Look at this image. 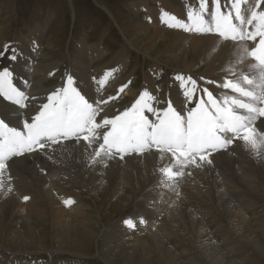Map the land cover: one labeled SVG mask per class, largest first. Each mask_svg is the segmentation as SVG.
Masks as SVG:
<instances>
[{"label": "bare ground", "instance_id": "bare-ground-1", "mask_svg": "<svg viewBox=\"0 0 264 264\" xmlns=\"http://www.w3.org/2000/svg\"><path fill=\"white\" fill-rule=\"evenodd\" d=\"M148 3L150 0H130L129 6L133 13L137 14L139 10L142 12V9L148 8ZM198 6L199 2L196 8ZM190 8H187V5L186 9H183L182 6L178 8L172 4H161L157 8L151 7L145 10L143 19L139 20L129 17L117 18L112 9L110 10L108 6L104 7L109 16L115 20L126 43L137 51L143 49L144 54L153 59L154 63L145 73L143 82L149 81V75L159 72L161 61L158 58L165 53L167 55L164 61L167 65H175L185 76L198 71L203 73L204 77L218 79L228 74L226 70L229 67L235 66L236 45L233 42L221 40L212 34H185L180 29L167 30V26L161 22V14L165 11L185 19V14ZM4 21L0 24L2 25ZM94 23L99 25L96 20ZM94 25H89V28H93ZM46 28V25L38 21L27 34L16 40L17 59L9 67L14 74V84L30 97H37L36 101L30 102V107L43 102L49 92L63 86L67 74H72L89 96L96 95L104 99L117 96L121 85L134 81V72L131 75L122 74L123 68L129 65V56L126 57L125 52L116 53L107 63L93 69V62L104 57L106 52L102 43L103 38L97 42H90L87 40L88 35L81 30L76 40V53L69 58L67 72L58 85L48 87L46 82L60 67V63L55 60L51 62L38 60L48 57V54L42 50L44 46L42 38L46 34ZM51 37L53 38V35ZM248 44L249 47L254 46L252 42ZM47 46L52 48V40ZM122 51H125V48ZM140 52L142 53V50ZM199 59L203 61L201 67H199L201 63L198 64ZM250 63L251 61H246L245 65L237 66V71L243 70L249 75H255V71H249L246 66ZM107 70H113V76L102 90L94 93L93 89L98 88V85L94 83L93 77L99 79ZM197 82L200 88L208 87L211 90L210 86L203 85L201 81ZM177 85L178 82L172 84L167 94L162 91L160 85L158 86V99L165 102L160 106H166V101L170 98L178 109L183 107L182 91L179 93L176 91ZM144 88L148 89V86ZM221 92L224 93V90L221 89ZM135 93L136 91L129 84L123 93H119L115 100L110 101L106 111L113 114L116 110H123L133 101L122 106L120 105L122 98L126 95L134 96ZM28 111L23 110L25 115ZM0 112L7 113L13 125L20 124L21 117L16 112L15 106L8 104L2 98H0ZM257 126L264 131V125H261L260 121L257 122ZM90 151H86L83 142L77 145L75 142L65 141L63 146H54L48 150V154L52 156L51 160L46 155L38 153L25 154L12 159L10 171L14 178L13 191L11 193L0 191V239L3 240L2 244L6 246L5 248L13 251L12 248L16 245L29 249L37 245L35 250L51 248L84 257L90 256L96 237L88 233L89 226L86 220L90 217L86 216L87 207L85 208L79 196L73 197L68 191V183L72 182L81 185L90 194L93 193L94 198L98 199L100 195H104L109 199L115 198L125 205L133 196L142 192L139 212L134 217L137 227L128 229L123 223L117 224L106 234L103 241L105 246L101 247L102 258L106 264H116L114 257L118 254L127 257V264H160L161 260V264H180L175 252L176 244L168 245L169 241L186 242L199 252L204 261L200 263L199 260H194L192 264H245L239 260L241 258L236 257L238 254L235 253L242 243H252L254 249L264 255V245H262L264 220L252 222L245 212L247 207L254 208V203L245 192H264V150L257 155L242 141H236L227 150L215 153L212 165L192 168L190 169L192 175L183 178L180 184L182 197L179 200L174 193L160 185L161 177L158 169L163 163H167V160L161 161L159 153L154 150L142 156L136 154L126 156L123 161L119 159L106 161L107 166L92 164ZM41 169L44 171L42 172ZM127 190L130 192L128 195ZM24 195L31 197L27 203L22 202ZM67 198L74 199L76 203L71 207H65L62 201ZM219 210L235 219L238 235L231 229L226 231L228 234L221 235L222 241L231 240L228 243L231 257L227 256L228 253L224 251L223 246L218 245L206 230L204 215L209 216ZM141 216L147 220L146 225L138 223ZM228 222L231 223L232 219L228 218ZM48 236L51 237V246H47L45 241ZM153 245L158 252L156 258L152 257ZM137 247H139L140 259L136 258ZM21 250L24 249L19 251ZM140 250L146 252V257L141 256ZM246 256L251 259L250 255L246 254ZM28 264H37V262L32 261Z\"/></svg>", "mask_w": 264, "mask_h": 264}, {"label": "snow or ice", "instance_id": "snow-or-ice-1", "mask_svg": "<svg viewBox=\"0 0 264 264\" xmlns=\"http://www.w3.org/2000/svg\"><path fill=\"white\" fill-rule=\"evenodd\" d=\"M198 8H190L186 19H180L167 11L161 14V22L171 29L187 33L212 34L236 45L235 66L229 67L222 82L200 79L208 85L225 90L217 95L208 87L200 88L191 75L176 74L174 80L182 91L183 107L178 109L169 98L160 101L144 88L138 97L123 110L113 114L106 111L110 101L128 88L131 81L121 85L117 96L107 99L89 96L72 74H67L63 86L49 92L43 102L30 107L37 97L29 96L14 84V74L8 67L0 68V98L15 106L20 124L13 125L8 114L0 112V191H13L10 162L25 154L52 156L48 150L63 146L65 141L91 150L92 164L136 154L142 156L153 150L159 153L163 163L158 171L160 185L182 197L180 184L191 176L192 168L213 164V155L227 150L236 141H242L257 155L264 150V0H198ZM248 42L254 46L249 47ZM9 52L5 45L0 57ZM8 58L17 59V50L11 49ZM255 75L237 66L245 65ZM113 70H107L93 81L103 89ZM231 93V94H228ZM23 110H29L25 115ZM43 172L44 170L41 169ZM31 197L24 195L22 202ZM65 207L76 203L72 198L62 201ZM140 225L147 220L141 216ZM123 225L135 229L137 222L125 218Z\"/></svg>", "mask_w": 264, "mask_h": 264}, {"label": "rangeland", "instance_id": "rangeland-1", "mask_svg": "<svg viewBox=\"0 0 264 264\" xmlns=\"http://www.w3.org/2000/svg\"><path fill=\"white\" fill-rule=\"evenodd\" d=\"M129 2L130 0H115V1L114 0H0V23L1 21L4 20L6 21V23L4 21L2 25L0 24V28H1L0 51H3L5 45L9 46V52L4 57H0V68L11 67L13 61L10 60L8 56L11 54L12 48L17 49L16 40L22 35L27 34L29 30L33 28V26L38 21H41L44 25L47 26L45 32L46 34L42 38V42L44 44L42 50L48 54V57L38 58V60L46 61V62H51L55 60L58 63H60L59 64L60 67L56 69V71L53 73L54 75H52V77L50 76L48 82H46L48 87L49 86L53 87L58 85L60 80L64 77L70 62L69 58L71 55H72L71 57H73L74 54L76 53V45H77L76 40L79 37V32L83 30V33H85V35H88L87 40L90 42L92 41L97 42L103 38L102 43L105 46L106 52L104 57L96 59L93 62V66H92L93 69L95 67L97 68L100 65L107 63L108 60L111 59L116 53L125 52L124 53L125 56L126 57L129 56V62H128L129 65L123 68L122 74L125 73L126 75L127 74L131 75L133 72L135 73L134 81H132L130 84L132 85V88L134 91H136V93L134 94V96H129V95L124 96L122 98V101L120 102V105L124 106L128 102L134 101V99L138 97L140 91H142L144 86H148V89L158 97L157 89L158 86L160 85L163 88L162 91L165 94H167V92H169L170 90V86L176 83V81L174 80V76L176 74H182V70L176 68L175 65L172 64L167 65V63L164 61L167 55L165 53L161 58H158L159 61L162 62V63L160 62L159 72L149 75V81L145 80L143 82L145 73L149 71V68L154 63V61H152L153 59L148 55L146 56L145 55L146 53L144 54L143 49H141L142 50L141 53L140 49L139 51H137L136 49L131 48L126 43V41L122 36V32L115 23V20H113V18L109 16V13H107L108 11L105 10L104 7L108 6L110 10L112 9L115 12L117 18L129 17L131 19L135 18L140 20L143 19L144 11L151 7L157 8L161 4H172L178 8L182 6L183 9H186V5L187 8L190 7L196 8L198 4V0H163V1L150 0V3H148L149 4L148 8L147 9L144 8V10L142 9V12L139 10L137 14L133 13L134 11L130 8ZM72 4L74 6H72ZM162 8H164V6ZM9 18L11 19L9 20ZM184 18L186 19V14ZM95 20L99 22V25H96V23H94ZM57 22L60 25H58ZM88 24L89 25L95 24V25L93 26V28L92 27L89 28L90 26ZM102 29L106 31L103 32ZM167 30H172V29L167 27ZM181 31L184 32L183 30ZM184 33L188 34L187 32ZM1 34H3L4 36ZM125 34L127 35V33ZM52 35L53 38L51 37ZM63 39H65L66 41ZM50 40H52L53 43L52 48L50 47L48 48L47 46ZM124 48L125 51H122V49ZM152 57L155 56L152 55ZM198 61H199V63L197 62L198 64L201 63L200 66L199 65L198 66L201 67L203 61H201L200 59ZM194 69L196 70L197 68ZM194 73L195 74H189V75H191L197 81H201L203 85L210 86L211 90H213L215 94L220 95L225 93V90L224 93L221 92V89L217 88L216 85L205 84L204 81L200 79L201 77H204L202 76L203 73L198 71H195ZM223 77H219L218 79H214L211 77H204V78L222 82ZM229 78H231V76H229ZM176 91L178 93L181 92L178 85L176 86ZM68 186H69L68 191L70 192V195H72L73 197L79 196V198L82 200L83 204L85 205V208L87 207L86 216L87 218L90 217L89 219L86 220L89 226L88 233L96 237L95 245L93 247L91 255L84 257L69 252H60L56 249H51V248L35 250L37 249V245L35 246V248L33 247L32 249L24 248L23 246L16 245L14 248H12L13 251H11L5 248L6 246L2 244L3 240L0 239V264H28L32 261L37 262V264H106L104 259L102 258L103 254L101 251V247L105 246V242H103L105 236L107 233H109L112 230L114 225L115 226L117 224L121 225L125 218L134 219V217L138 215L139 212L138 209L140 208L139 203L141 199L140 194L142 192H139L135 196H133L129 201V203L125 205L123 204V202H120L115 198L109 199L104 195H100L98 199L97 197H95L96 198L95 199L93 193L90 194L88 191H86L84 187H81V185H78L77 183L69 182ZM126 192L127 195L130 194L129 190H127ZM245 195H248V198L254 203V208L247 207L245 210L248 219H250L252 222H255V220H260V221L264 220V192H260V193L245 192ZM204 216H206L204 217L207 223L206 230L211 234V236L214 238L215 242L218 243V245L223 246L222 248H224V251H227L228 253L227 256L231 257L230 256L231 253L228 252V248H229L228 243H230L231 240L222 241L221 235L228 234L226 231L227 230L229 231V229H231L236 235H238L237 229L235 227V219H233L230 215L226 214L224 211H220V210L218 212L216 211L215 213L209 216L207 215ZM228 218L232 219L231 223L228 222ZM45 241L47 243V246H51L50 236H48V238H45ZM225 242L227 243L225 244ZM169 243L170 244L168 245L176 244L175 246L177 247V249L175 252L177 254V257L179 258L177 260L178 263L192 264L194 260L195 261L199 260L200 263L204 261L203 257L199 255V252H197L195 249L189 246L186 242L181 241L179 243H174L173 241L172 242L169 241ZM41 245L42 244H40V246ZM262 245H264V242H262ZM20 249H24L26 251L21 250L20 252L19 251ZM29 250L31 253H29ZM151 250H152V257L156 258L158 252L154 245L152 246ZM136 251H137L136 258L140 259V254H138L139 247H137ZM235 253L238 254V256L236 257L241 258L239 260H242L245 264H258V263L264 264V255L260 253L258 250H255L254 245L252 243L250 244L242 243L240 245V248ZM246 254L251 256L249 258H251L250 260L252 261L248 259ZM141 256L146 257V252L141 251ZM190 259L193 260L190 261ZM114 261L116 264L128 263L126 262L128 261L127 257L126 258L122 257V255L120 254L114 257ZM161 263L162 260L160 264Z\"/></svg>", "mask_w": 264, "mask_h": 264}]
</instances>
